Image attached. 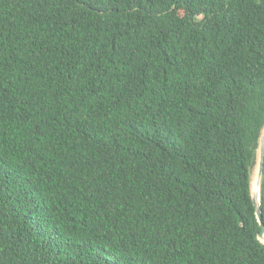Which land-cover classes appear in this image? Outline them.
Listing matches in <instances>:
<instances>
[{
    "label": "trees",
    "instance_id": "1",
    "mask_svg": "<svg viewBox=\"0 0 264 264\" xmlns=\"http://www.w3.org/2000/svg\"><path fill=\"white\" fill-rule=\"evenodd\" d=\"M263 128L264 0H0V264H264Z\"/></svg>",
    "mask_w": 264,
    "mask_h": 264
},
{
    "label": "water",
    "instance_id": "2",
    "mask_svg": "<svg viewBox=\"0 0 264 264\" xmlns=\"http://www.w3.org/2000/svg\"><path fill=\"white\" fill-rule=\"evenodd\" d=\"M254 169H256V174L259 177L260 189L257 194H255L252 191V196H253V201H254V205L256 208V215L261 225V232L259 233V239L261 241H264V220H263V210L261 207V181H262V176H263V171H264V128L262 131L260 144L258 148L257 164Z\"/></svg>",
    "mask_w": 264,
    "mask_h": 264
},
{
    "label": "bare ground",
    "instance_id": "3",
    "mask_svg": "<svg viewBox=\"0 0 264 264\" xmlns=\"http://www.w3.org/2000/svg\"><path fill=\"white\" fill-rule=\"evenodd\" d=\"M260 189V182H259V177L257 175L256 179L253 181L252 178V191L257 194Z\"/></svg>",
    "mask_w": 264,
    "mask_h": 264
},
{
    "label": "rangeland",
    "instance_id": "4",
    "mask_svg": "<svg viewBox=\"0 0 264 264\" xmlns=\"http://www.w3.org/2000/svg\"><path fill=\"white\" fill-rule=\"evenodd\" d=\"M257 177V174H256V169L253 170V173H252V178H253V181L256 179ZM264 242V241H263Z\"/></svg>",
    "mask_w": 264,
    "mask_h": 264
}]
</instances>
